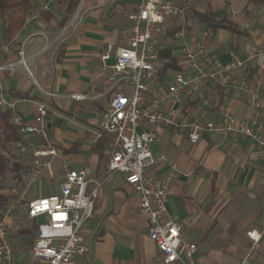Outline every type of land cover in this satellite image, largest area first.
<instances>
[{
	"label": "crops",
	"instance_id": "0c3cea01",
	"mask_svg": "<svg viewBox=\"0 0 264 264\" xmlns=\"http://www.w3.org/2000/svg\"><path fill=\"white\" fill-rule=\"evenodd\" d=\"M143 2L82 0L77 9L78 17L74 20L73 16L61 29L63 13L57 0H31L30 22L7 43L9 51L0 54L2 65L17 62L24 45L29 66L36 68L39 86L57 94L55 99H47L22 66L14 72L0 74L1 95L10 102L18 101L14 112L25 123L41 127L33 101H44L49 106L45 119L47 133L59 156L51 162L50 168L42 167L34 179L41 184L39 198L59 193L64 164L77 171L89 170L91 178L101 183L94 215L82 231L88 252L76 257L75 264H165L156 244L149 238V223L140 214L139 197L126 184L123 175L109 176L105 139L92 141L110 103L100 56L108 44L126 45L124 33L130 26L129 15ZM198 4L205 6L203 1ZM210 4L208 10H200L189 0L187 11L165 24L162 36L165 49L151 83L152 96L166 91L176 74L189 72L181 54L182 42L175 35L170 36L178 27L185 31L187 41L203 42L224 66L232 62V54L244 60L249 52L264 47V7H255L246 0H210ZM44 10L51 14L48 19L41 15ZM192 12H213L219 17H228L238 26L240 34L222 30L212 35L204 24L190 16ZM1 44L6 43L0 23ZM60 49L62 55L57 60ZM168 49L178 59L182 70H171L160 81L158 73L168 62L162 55ZM241 74L248 79L251 89L260 90V106L264 109V70L251 63ZM210 92L214 93L215 103L201 108ZM74 95L86 99L76 101L72 98ZM176 107L188 119L205 122L222 120L223 107L231 108L233 114L242 119H251L255 112V106L235 90L211 83L197 93H185ZM155 130L159 139L151 146V153L157 163L149 174L161 177L169 172V163L163 162L162 157L177 164L179 172L171 184L167 214L183 224V239L197 245L196 264H240L247 256L251 257L252 264H264V158L257 144L249 138L207 134L193 145L187 131ZM23 137L29 149L41 145L34 135ZM19 156L24 168V185L33 168L24 166L28 157ZM242 165L246 167L242 169ZM95 187L96 183H90L89 189ZM10 226L11 233L18 235L12 238L15 246L23 256L27 255L35 236H30L29 242L21 226ZM249 230L263 234L255 249L246 235Z\"/></svg>",
	"mask_w": 264,
	"mask_h": 264
},
{
	"label": "built area",
	"instance_id": "2783aa9c",
	"mask_svg": "<svg viewBox=\"0 0 264 264\" xmlns=\"http://www.w3.org/2000/svg\"><path fill=\"white\" fill-rule=\"evenodd\" d=\"M189 0H144L137 10L129 15L130 26L125 31L127 43L116 47L108 44L100 56L101 71L108 84L110 97L108 109L103 114L98 129L94 131L92 141L105 139L109 155V176L121 174L140 200V214L149 223V238L161 254L165 264H196L194 256L197 245L182 237L183 224L174 221L167 214V200L171 184L178 175L175 162H168L169 172L161 177L149 174L157 161L151 153V146L159 139L156 128H167L177 132H188L191 144L195 145L207 134L221 135L233 139H252L264 158V109L261 104V92L251 89L248 79L241 74L242 69L251 63L264 70V47L251 51L242 60L232 54V62L224 66L201 41H187L185 31H179L175 38L182 42L181 54L189 70L178 73L164 92L151 94V83L161 63V52L165 49L162 36L165 24L182 15L188 9ZM47 9V8H46ZM79 11L74 15L78 17ZM30 17L26 20V25ZM208 37V34H204ZM9 44L0 45V54L8 52ZM17 62L0 64L3 71H16L22 66L26 75L44 93L49 100L57 94L45 91L36 79V68L28 64L24 45L19 50ZM114 60V63H110ZM211 83L231 88L245 97L255 106L251 119L236 117L231 108H221L222 120L218 122L188 119L176 105L182 102L185 93H197ZM0 108L14 111L18 101H8L1 95ZM76 101L86 99L74 95ZM216 101L214 93H208L201 108L209 107ZM41 121V127L25 123L17 115L13 123L20 133L34 135L40 142L39 147L29 149L25 146H13L17 153L28 157L24 166L33 168L28 173V181L18 192L15 200L0 211V264H75L78 256L88 252L82 231L94 215L95 200L101 183L91 178L89 170L77 171L68 164L62 166L63 177L58 194L33 200L27 199V190L41 173L42 167L50 168L51 162L59 156V151L50 143L47 133L46 117L49 106L44 101H33ZM242 165V169L245 168ZM37 168V169H36ZM96 187L89 189L90 183ZM26 206L27 220L38 226L31 249L25 256L15 246L10 222L16 212ZM45 217L44 224H38ZM247 237L255 249L263 234L249 230ZM240 264H252L247 256Z\"/></svg>",
	"mask_w": 264,
	"mask_h": 264
},
{
	"label": "trees",
	"instance_id": "16d2710c",
	"mask_svg": "<svg viewBox=\"0 0 264 264\" xmlns=\"http://www.w3.org/2000/svg\"><path fill=\"white\" fill-rule=\"evenodd\" d=\"M82 0H57L58 7L63 13V18L60 23V28L64 29L74 16ZM255 7H264V0H246ZM31 0H0V23L3 30V42L11 43L24 29L26 20L31 13ZM43 18L48 19L51 14L46 10L41 12ZM190 16L197 19L199 23L205 25L206 29L215 35L218 31H227L230 33H238L240 31L238 26L233 23L228 17H219L217 13L213 12H192ZM182 27L174 29L170 36L175 35ZM62 55V49L59 50L57 60ZM163 58L168 62L163 66L159 72V79L163 81L169 71H181L182 68L178 64V59L173 56L171 49H168L163 55ZM23 98L28 95H21ZM17 116L14 111L0 108V150L12 156L14 160L13 172L14 179L18 185H22L24 181V168L22 166L21 158L12 153L13 146L27 145L23 135L20 133L18 127L13 123ZM3 186L0 183V210L10 205L14 200L12 195H5L3 193ZM33 224L32 233L36 232L38 226L35 222Z\"/></svg>",
	"mask_w": 264,
	"mask_h": 264
},
{
	"label": "rangeland",
	"instance_id": "374dc122",
	"mask_svg": "<svg viewBox=\"0 0 264 264\" xmlns=\"http://www.w3.org/2000/svg\"><path fill=\"white\" fill-rule=\"evenodd\" d=\"M199 1H203L205 3L204 8L200 7V5L198 4ZM192 3L194 4V6L196 8H198L200 10H208L211 7L210 0H192ZM206 4H208V5H206ZM12 153L15 155L18 154L16 149L13 150V147H12ZM17 156L19 157V154ZM13 164H14V160L12 159V156L10 154L0 150V183H2V186H3L2 191L5 195H12L14 197V200H15V197L18 196V192H20V190L22 188H24V185L23 184L18 185L16 180L14 179ZM56 180H57V178H56ZM40 187H41L40 182H38V181L32 182L29 189L27 190V199L32 200L35 198L36 199L39 198L41 196L39 193ZM25 209H26L25 205L20 207L14 216L16 219L12 220L10 222V224L12 226H16V227L18 225L21 226L23 228V230L25 231L26 236L28 237V241L30 242L31 239L29 237L32 235L36 236V232L32 233L33 224L31 221L27 220ZM45 222H46V218L42 217L39 219L38 224H44ZM28 231H29V234L27 233ZM16 234H17L16 232H14V233L12 232L11 233L12 238L15 237L14 235H16ZM16 236H18V235H16Z\"/></svg>",
	"mask_w": 264,
	"mask_h": 264
}]
</instances>
